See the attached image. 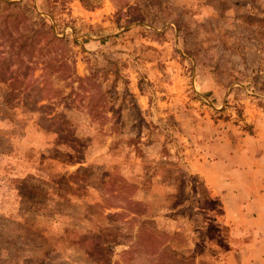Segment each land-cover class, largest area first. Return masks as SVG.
Returning <instances> with one entry per match:
<instances>
[{"label":"rangeland","instance_id":"rangeland-1","mask_svg":"<svg viewBox=\"0 0 264 264\" xmlns=\"http://www.w3.org/2000/svg\"><path fill=\"white\" fill-rule=\"evenodd\" d=\"M94 1L87 9L68 0L57 11L47 0H0V10L27 8L67 41L75 78L51 81L76 94L41 100L43 64L23 54L35 67L24 81L36 83L18 90L14 107L6 103L24 67L16 35L7 40L0 27V264H157L125 256L140 246L132 217L169 236L160 252L222 264L237 245L225 209L264 210V0ZM117 1L128 5L122 15ZM87 97L100 118L89 116ZM64 106L72 148L39 119ZM79 167L89 168L83 189L71 184ZM110 175L147 212L134 216L122 203L91 216L87 207H105ZM115 212L127 217H106ZM73 236L79 244L68 243ZM89 242L98 249L89 252Z\"/></svg>","mask_w":264,"mask_h":264},{"label":"trees","instance_id":"trees-1","mask_svg":"<svg viewBox=\"0 0 264 264\" xmlns=\"http://www.w3.org/2000/svg\"><path fill=\"white\" fill-rule=\"evenodd\" d=\"M49 6L53 8V10L62 11L66 8V4L68 0H47ZM83 7L87 9H94L97 5L96 1L94 0H79ZM98 2V0H97ZM119 3L115 4L117 8V14L122 15V11L128 5L123 3L122 1H117ZM60 6L59 8L56 6ZM51 11V10H50ZM1 13V24L0 27L4 31L3 36L7 40H12L13 36L16 35L14 38L16 48L18 50V68L24 67V71L18 72V77L14 78L13 80L10 79L8 83V91L5 96V101L11 107H14L15 104H12L13 99H19V92L18 90L27 91L29 87H33V84L36 83L35 80L31 82L29 80L24 81L25 79H29L30 71H33L35 67H28L27 65L24 66L23 61V54L27 56L29 62L33 61L35 65L43 64L42 69V81L40 91L42 93L41 100H53L58 99L59 101L67 100L72 97H76L75 91H71L67 96L61 94L59 90H55L53 87V83L51 81L52 76H55L61 81H72L74 76V71L72 65L69 63L68 57V43L64 38L57 37L56 33L54 32V27L49 23L48 20L43 19L40 22H35L32 20L31 16H29V11L27 8H17L14 4L7 3L3 9L0 10ZM51 13H54L51 11ZM22 27H24L22 31ZM23 48L26 49V52L23 51ZM31 62L30 64H32ZM2 69L6 68L7 65L4 63H0ZM22 73L20 76L19 74ZM3 82V80H0ZM44 82V83H43ZM27 100L28 97H25ZM95 97H90L88 100V114L93 118H100L101 111L99 107L93 105ZM40 99L34 102V105L37 102L41 101ZM60 103V102H58ZM56 103V104H58ZM54 106H52L53 108ZM65 107V106H64ZM45 108H50L49 106H45ZM51 108V109H52ZM37 110H41L42 107L36 108ZM55 109V107L53 108ZM52 109V110H53ZM68 107H65V110H61L60 112H54L53 114H48L46 112L41 111L40 120L44 129L51 130L57 135V139L62 142L67 147L72 148L73 144V131L71 130V117L66 114L68 111ZM73 136V137H72ZM76 163H80L79 160ZM89 171V168L79 167L76 171L70 176L73 180L72 185L75 188L83 189L82 180H84V175H86ZM83 175L82 177H80ZM121 179H117L115 176H106L105 181H103L101 188L103 191L106 192V197L104 199V206L94 205V212L92 213V206L87 207L89 208V213L91 216L95 214L98 218H103L104 213L103 209L109 208H116L113 204H124L125 208L123 207V211H127L134 216H141L146 211L145 206H143L140 202L135 201L134 199L130 198L129 196L125 195L122 192L123 183L120 181ZM85 182V181H84ZM71 190L73 187H71ZM131 188V187H130ZM127 206V207H126ZM107 218H116L118 220H124L127 217V214L124 212H115L106 215ZM136 223H138L136 237L138 239V245L129 246L128 251L124 254L131 256L134 253H141L146 255L148 258L153 259V262L156 261L158 264H196L193 259L185 258L183 256L175 255L174 253L166 254L160 252V249L164 248V243L162 239H168L169 236L160 231L157 227L155 222L152 221H138L136 217H132L129 219V222L126 221V224L129 230H132ZM131 226V227H130ZM79 244L74 236L68 243L71 245ZM89 252L98 249V244L89 242L86 246ZM137 249V251H136ZM158 258V259H157ZM132 260V259H131ZM199 264H204V262H200Z\"/></svg>","mask_w":264,"mask_h":264},{"label":"crops","instance_id":"crops-1","mask_svg":"<svg viewBox=\"0 0 264 264\" xmlns=\"http://www.w3.org/2000/svg\"><path fill=\"white\" fill-rule=\"evenodd\" d=\"M257 209V210H256ZM229 244L235 245L222 264H264V210L261 207L225 209Z\"/></svg>","mask_w":264,"mask_h":264}]
</instances>
